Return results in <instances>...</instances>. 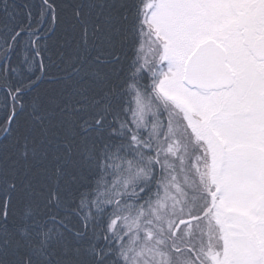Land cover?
Here are the masks:
<instances>
[{"label": "snow or ice", "instance_id": "obj_1", "mask_svg": "<svg viewBox=\"0 0 264 264\" xmlns=\"http://www.w3.org/2000/svg\"><path fill=\"white\" fill-rule=\"evenodd\" d=\"M0 264H264V0H0Z\"/></svg>", "mask_w": 264, "mask_h": 264}]
</instances>
